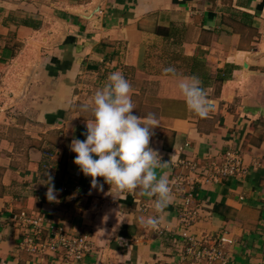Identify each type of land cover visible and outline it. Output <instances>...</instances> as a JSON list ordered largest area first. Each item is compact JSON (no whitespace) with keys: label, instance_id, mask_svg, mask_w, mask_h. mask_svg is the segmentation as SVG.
<instances>
[{"label":"crops","instance_id":"0c3cea01","mask_svg":"<svg viewBox=\"0 0 264 264\" xmlns=\"http://www.w3.org/2000/svg\"><path fill=\"white\" fill-rule=\"evenodd\" d=\"M116 71L132 85L133 114L160 123L149 147L169 160L158 173L172 190L160 213L139 190L125 199L102 177L92 188L73 163L71 141L92 119L82 106ZM193 76L211 104L203 118L178 87ZM225 150L244 173L175 187L182 159L197 163L193 180ZM20 211L89 236L92 249L77 262L27 251ZM153 216L158 230L141 226ZM184 231L226 232L228 264H264V0H0V264H187Z\"/></svg>","mask_w":264,"mask_h":264},{"label":"clouds","instance_id":"9594fccd","mask_svg":"<svg viewBox=\"0 0 264 264\" xmlns=\"http://www.w3.org/2000/svg\"><path fill=\"white\" fill-rule=\"evenodd\" d=\"M172 72L174 69H165ZM190 111L199 117H206L211 109L206 90L198 77H191L179 84ZM132 85L121 71L112 72L102 88L98 89L82 110L90 111L92 119L86 120L84 140L73 139L70 150L74 152L73 163L86 177H91V187L103 190L98 177L109 185V191L122 195L136 193L153 198L156 213L162 212L172 199V190L167 175L158 170L170 167L162 162L157 150L149 147L153 129L160 125L154 114L138 116L132 101ZM52 177L46 197L57 201V190ZM142 227L158 230L156 216L141 218Z\"/></svg>","mask_w":264,"mask_h":264},{"label":"built area","instance_id":"2783aa9c","mask_svg":"<svg viewBox=\"0 0 264 264\" xmlns=\"http://www.w3.org/2000/svg\"><path fill=\"white\" fill-rule=\"evenodd\" d=\"M44 153L49 154L47 151ZM180 162L188 173L175 177L174 185L177 189L183 183L192 185L195 181H217L245 171L240 156L231 150H225L220 159H211L205 167L207 172L193 180L189 179V175L197 169L195 160L184 158ZM190 188L192 190V186ZM190 188L189 191L184 190L186 194L184 205L191 201ZM12 220L15 226L22 230L21 247L33 254L42 255L50 252L59 254L65 261L77 262L93 247L89 236L68 233L62 227L53 225L41 212L34 214L20 211L12 216ZM184 221L187 222V219L184 218ZM181 238V257L187 264H228L229 252L226 247L232 244L233 240L226 232L214 236L201 234L196 237L184 231Z\"/></svg>","mask_w":264,"mask_h":264}]
</instances>
